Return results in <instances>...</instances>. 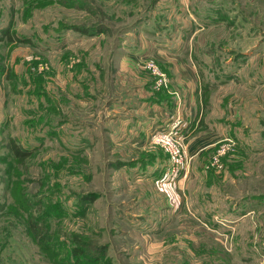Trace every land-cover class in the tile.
<instances>
[{"label": "rangeland", "instance_id": "obj_1", "mask_svg": "<svg viewBox=\"0 0 264 264\" xmlns=\"http://www.w3.org/2000/svg\"><path fill=\"white\" fill-rule=\"evenodd\" d=\"M158 78H198L213 143L180 133L179 180L116 143L126 120L146 138L118 107L168 101ZM69 235L99 264H264V0H0V264H59Z\"/></svg>", "mask_w": 264, "mask_h": 264}, {"label": "crops", "instance_id": "obj_2", "mask_svg": "<svg viewBox=\"0 0 264 264\" xmlns=\"http://www.w3.org/2000/svg\"><path fill=\"white\" fill-rule=\"evenodd\" d=\"M168 80H170L169 88L165 94L168 101H159L161 97L156 98L151 96L152 90L150 91V89H152V87L150 85V87L147 86V89H149L151 93L149 97L151 103H149V105L148 102L142 103L143 100L140 105L134 107H127L124 106L123 103H120L118 112H121L124 115H132L133 118V114L140 115L137 116L138 118L135 117V119L138 121V126L144 127V131L147 135L146 138L140 140L135 136L134 132V127H137V125L132 127L130 120L121 121L120 126L122 129L120 131V137L118 136L116 142L117 145L123 147H126L127 145L128 147L148 152L144 158L139 159L132 157L128 160H121V164L124 165L122 169H125V167L135 171L142 169L144 170V173H149L150 171V173L155 174V176L158 172L163 173L166 171L167 159L162 160L160 154L156 156L157 151L151 150L149 148L150 144L147 143V140H150L151 136L156 132H165L170 129H176L175 131L178 133H188L187 146L188 152L191 155L197 153L194 150L195 148H200L199 150L201 151V149H205L213 144L211 141L209 142L206 135L198 136L196 138L195 136H193V138L191 137L194 128L192 130L190 129L193 126L196 127L195 117L196 114L200 112L199 95L196 91L198 78H168ZM124 95L129 96V94ZM124 119H126V117H124ZM127 127L131 128V130H127ZM149 167L155 168L156 171L147 170ZM138 176L139 180H141L140 178L150 177L148 174H145V177H141L142 174H139Z\"/></svg>", "mask_w": 264, "mask_h": 264}, {"label": "trees", "instance_id": "obj_3", "mask_svg": "<svg viewBox=\"0 0 264 264\" xmlns=\"http://www.w3.org/2000/svg\"><path fill=\"white\" fill-rule=\"evenodd\" d=\"M72 29L80 30L81 33L84 35L88 34L87 29L85 28L74 27ZM9 149H10V153L12 157L15 159L17 164H23L25 160L31 155L30 151L20 148V146H18L13 141H10ZM86 199L90 200L92 198L89 197ZM92 200H94V198ZM30 218L33 219V217H30ZM41 219L45 220L44 217H42ZM37 222L38 220L35 219L32 225H35V227L38 229V233L37 234L32 233V232L31 233L35 236V239H37L39 248L42 251L49 252L52 246H47L46 240H45V238L47 237L41 234V229L37 225ZM57 240L52 242V244L53 245L57 243L60 244V242ZM63 244H65L67 248L64 253V258L59 260V264H99L98 263L99 258H94L91 262L90 261L88 262L87 253H88V250H89L88 248L90 245L86 241H84L80 236L69 235L67 237V240L63 241ZM55 255H58V253ZM103 264H110V263L109 261H105L103 262Z\"/></svg>", "mask_w": 264, "mask_h": 264}, {"label": "built area", "instance_id": "obj_4", "mask_svg": "<svg viewBox=\"0 0 264 264\" xmlns=\"http://www.w3.org/2000/svg\"><path fill=\"white\" fill-rule=\"evenodd\" d=\"M157 85L168 88L167 79L158 78ZM150 143L160 148L167 156L168 170H166L165 175L177 178V180L187 177L192 157L189 156L184 138L180 133L172 129L165 132H156L151 136ZM168 179L170 178L165 177L164 180L168 181Z\"/></svg>", "mask_w": 264, "mask_h": 264}]
</instances>
